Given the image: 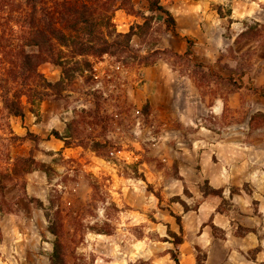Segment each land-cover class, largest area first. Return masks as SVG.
<instances>
[{
	"label": "rangeland",
	"instance_id": "374dc122",
	"mask_svg": "<svg viewBox=\"0 0 264 264\" xmlns=\"http://www.w3.org/2000/svg\"><path fill=\"white\" fill-rule=\"evenodd\" d=\"M58 1L63 0H43V4L50 7ZM132 1L134 12H115L117 32L126 34L132 27L144 24L145 17H154L150 30L136 32L127 54L88 58L92 67L97 66L100 71H111V66L120 65L123 71L118 72L113 81L102 80L98 84L90 72L79 74L62 96H50L41 104H32L24 97L23 118L8 117L0 100V173L8 172L17 157L32 158L37 164L46 166L45 172L34 171L44 174L43 185H34L35 179L28 180L27 174L15 177L4 194L0 192V264H49L54 239L48 227L55 213L64 224L67 264H153L152 259L145 257L146 253L151 248L159 252L157 249L160 247H167L164 244L166 239L159 238L156 230L161 225L152 217L157 209L148 207L145 211V208H139L144 200L150 206L149 199L153 193L159 194L162 200V189H155L145 172L149 173L154 168L163 171L167 177V170L171 169L174 179H183L178 174V162L170 168L165 160L155 159L152 154L165 135V128L159 120L151 118L150 100L142 91L144 82L138 74L145 68L166 62L174 71L186 70L191 72V76L195 75L207 97H223L224 86L232 91L238 90L230 79L243 87L244 73L240 65L246 71L252 66L258 36L253 35L250 39L254 47H238L239 58L244 63L237 59L239 62L233 70L226 69L221 59L218 63L205 64L194 61L192 57L179 58L175 55H180V44L186 42L180 35L184 33L183 29L178 31L176 26L178 36L168 32L164 14L149 13L146 0ZM220 2L161 0V5L171 12L176 21L182 17L184 8L192 6L209 7L220 17H228L229 5ZM10 9L5 8L3 0H0V17L8 19L3 23L8 24L5 27L6 45L10 48L6 53H0V78L3 79L7 78L5 67L10 60H16L15 54L24 35L21 16ZM260 40L264 44V35ZM233 58L236 59L235 56ZM105 59L109 60V64H100ZM146 62L154 63L145 67ZM195 65H200L202 69ZM38 71L52 83L58 82L62 75L60 68L49 63L42 64ZM220 73L232 76L226 78ZM251 84L247 86L250 92H245L243 97L247 104H243L241 109H226L220 117L202 115L198 119L202 123L205 119L204 125L211 127L220 139L234 143L225 150L224 163L227 169H243L248 181L240 188L228 187L230 195L224 189H213L206 181L200 185V190L203 197L204 191L209 188L223 191L222 197H216L221 200L218 212L230 224L227 223L226 232L220 228L216 231L212 229L213 234L224 238L226 233L237 237L254 233L258 238V247L251 250L247 258L264 264V117H257L250 125L252 116L256 114L251 113V106L257 104L254 97L257 92ZM70 122L74 123V129L68 137L69 147L65 146L68 150L55 152L60 143L56 142L52 132L58 129L60 135L67 137ZM35 124H41L38 125L41 133L34 129ZM178 129L180 132L176 137L188 141L187 137L192 136L188 129ZM80 143L84 146H78ZM93 143H99V154L91 149ZM96 160H99V169H95ZM180 164L184 166L186 162L181 161ZM140 191H143L144 197ZM184 197H191L186 188ZM175 200H179L184 207L180 198ZM40 202L46 209L41 207ZM198 203L193 201L188 210H198ZM208 225L212 228L213 224L210 221ZM98 230L115 235L114 250L107 248V242L99 241L96 236ZM140 256L142 258H138ZM198 256L203 257L204 254Z\"/></svg>",
	"mask_w": 264,
	"mask_h": 264
},
{
	"label": "crops",
	"instance_id": "0c3cea01",
	"mask_svg": "<svg viewBox=\"0 0 264 264\" xmlns=\"http://www.w3.org/2000/svg\"><path fill=\"white\" fill-rule=\"evenodd\" d=\"M225 3L230 9L228 17H220L218 12L211 11L209 7L192 6L184 8L182 17H178L176 22L178 31L180 29L184 31L180 34L181 37L193 42L194 54L191 57L194 61L208 64L218 63L221 59V63L228 70H233L238 60H241L238 47L240 45L245 48L254 47L250 39L253 35L258 36L255 42L256 57L252 66L246 71L243 65H240L244 73L242 88L232 91L230 87L224 86L225 96L218 95L211 99L203 93L204 89L194 78L195 75H190V71H174L166 62L142 70L144 82L142 91L150 100L151 118L159 120V124L165 128L163 131L165 135L158 141L152 154L155 159L165 160L170 168L178 162V174L183 179L182 181L174 179L171 169L167 170V177L163 171L154 168L149 173L145 172L150 184L154 185L155 189H162V200L151 194L150 206L145 204L144 200L139 208H145V211H148V207L157 209V213L152 214V217L161 225V228L156 230L159 238L166 239L164 244L167 245L157 249L159 252L151 248L146 253L145 257L147 260L152 259L153 264H176L171 257L172 251L177 253L180 264H198L197 257L201 253L206 257L203 264H257L247 258L248 253L258 247L257 236L249 233L244 237H237L232 233H226L224 238L216 237L208 223L211 221L218 229L226 232L227 223L230 222L218 212L221 200L216 197H203L200 190V185L206 181L213 189H224L225 193L228 192L230 195L231 191H228L230 187L240 188L248 179L243 169H227L224 163V152L234 143L220 139L211 127L204 125L205 119L203 123L198 119L202 115L220 117L226 109L231 111L241 109L243 104H247L243 97L245 92H250L247 90L250 83L253 89L258 90L254 94L257 104L251 106L253 110L251 113H264V97L260 96V92L264 91V44L260 40L264 35V0L220 2L222 5ZM260 42L261 46L258 48ZM187 49V43L182 41L179 54L184 55ZM233 61L236 62L235 65ZM241 63H244V60H241ZM221 75L226 78L232 76L230 73ZM38 125L41 124H35L34 129L41 133ZM178 127L188 129L192 133L191 137H187L188 141L176 137L180 132ZM55 130L58 132V129ZM56 142L60 145L54 149L55 152L68 150L63 141L57 139ZM181 161H185L186 164L182 166ZM95 164V169H99V160H96ZM28 180H34V185H43L45 176L41 172H34L28 175ZM185 188L191 194L190 198L184 197ZM141 192L144 197L143 191ZM176 198H180L181 202L190 208L193 201H199L198 210H184ZM127 204L131 205L129 202ZM159 207H166V210ZM174 216H179L182 220V233ZM168 230L183 239L178 252L175 251L173 238L168 236ZM96 236L99 241L108 243L107 248L114 250V234ZM138 243H141V240H138ZM134 245L136 248L137 245Z\"/></svg>",
	"mask_w": 264,
	"mask_h": 264
},
{
	"label": "trees",
	"instance_id": "16d2710c",
	"mask_svg": "<svg viewBox=\"0 0 264 264\" xmlns=\"http://www.w3.org/2000/svg\"><path fill=\"white\" fill-rule=\"evenodd\" d=\"M146 2L148 12L164 14L167 31L178 36L176 20L171 12L161 5V0H146ZM4 5L5 8H11L12 12L20 15L21 23L24 25L22 27L23 41L17 48L16 60H10L8 66L5 67L7 78H0V100L3 108L8 117L16 118L24 117L22 102L24 97L32 104H41L50 96H62L73 85L79 74L83 75L93 71L88 58L102 59L104 56L127 54L136 32H148L154 20V17H145L144 24L132 27L126 34L118 33L114 25L115 12L117 10L134 12L132 0H63L54 2L50 7L43 4V0H3ZM12 17L14 18V16ZM3 20L5 22L8 19L0 17V53L2 54L10 49L6 45L8 37L5 27L8 24L3 23ZM185 41L188 46L187 51L183 56L175 55L176 57L188 59L192 56L193 43L188 39ZM46 63L61 69L62 75L58 82H49L39 73V67ZM153 63L146 62L144 66L149 67ZM195 66L201 68L200 65ZM200 72L203 71L200 70ZM229 81L236 89L242 88L234 80L230 79ZM254 92H258V90L254 89ZM260 96L264 97V91L260 92ZM257 117H264V114L256 113L252 116L250 125ZM73 124L70 122L67 125L69 132L67 137H63L57 131L52 132V135L63 141L66 147H69L68 137L71 136L70 131L74 129ZM75 130L77 131V129ZM78 146L83 147L84 144L80 143ZM91 149L94 153L99 154L101 147L99 143H93ZM44 166V164H37L32 158L17 157L8 172L0 173V192L4 194L17 176L27 175L36 170L45 172L46 166ZM42 167L43 169H40ZM148 190L153 193L151 188L148 187ZM153 194L159 200L161 199L159 194ZM222 194V190L211 188L204 191L205 197H222ZM40 203L41 207L45 208V205ZM184 207L188 210L185 204ZM174 218L180 228V233H182L181 218L179 216H174ZM212 229L219 230L214 225H212ZM48 232L54 239L49 264H67L64 224L57 213L49 222ZM96 232L101 235H110L102 230ZM168 236L173 238L175 251L178 252L179 246L183 242L182 237L170 230H168ZM171 257L176 264H180L177 253L172 251ZM205 258V255L198 256L197 263L203 264Z\"/></svg>",
	"mask_w": 264,
	"mask_h": 264
},
{
	"label": "built area",
	"instance_id": "2783aa9c",
	"mask_svg": "<svg viewBox=\"0 0 264 264\" xmlns=\"http://www.w3.org/2000/svg\"><path fill=\"white\" fill-rule=\"evenodd\" d=\"M100 64H106L108 65L109 64V60L108 59H105L104 62H100ZM117 71H116V70ZM120 71H123L122 67L120 65H113L111 66V71H106V70H103V71H100L97 66L94 67L93 66V71L90 72L92 78L96 81V83L100 84L102 80H106V81H113L115 76L117 74H119L118 72ZM139 78H143V75H142V71L139 72L138 74ZM142 81V80H140Z\"/></svg>",
	"mask_w": 264,
	"mask_h": 264
}]
</instances>
